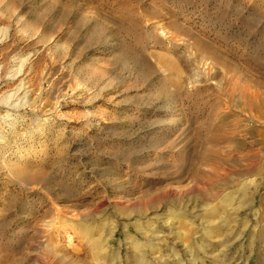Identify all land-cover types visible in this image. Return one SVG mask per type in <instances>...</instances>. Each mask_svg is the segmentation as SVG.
<instances>
[{
    "label": "rangeland",
    "instance_id": "rangeland-1",
    "mask_svg": "<svg viewBox=\"0 0 264 264\" xmlns=\"http://www.w3.org/2000/svg\"><path fill=\"white\" fill-rule=\"evenodd\" d=\"M172 263L264 264V0H0V264Z\"/></svg>",
    "mask_w": 264,
    "mask_h": 264
},
{
    "label": "bare ground",
    "instance_id": "bare-ground-1",
    "mask_svg": "<svg viewBox=\"0 0 264 264\" xmlns=\"http://www.w3.org/2000/svg\"><path fill=\"white\" fill-rule=\"evenodd\" d=\"M197 82H198V81H197ZM16 96H17V94H16ZM8 99H9V98H8ZM259 162H261V161H259ZM255 165H256V163H255ZM253 166H254V165H253ZM259 166H260V165H259ZM251 167H252V166H251ZM255 167H256V166H255ZM252 168H253V167H252ZM250 169H251V168H250ZM256 169H257V167H256ZM259 169H260V168H259ZM256 171H257V170H256ZM241 173H242V172H241ZM215 195H217V194H215ZM216 197H217V196H216ZM210 201H211V200H210ZM211 211H212V210H211ZM56 213H57V212H56ZM203 214H205V213H203ZM167 217H168V216H167ZM57 229H59V227H57ZM83 232H84V231H83ZM87 232H88V231H87ZM87 232H85V233H87ZM89 233H90V232H89ZM89 233H88V234H89ZM157 233H158V232H156V234H157ZM93 236H94V235H93ZM87 237H88V240H89V242L91 243V245H93V244H92V242H93L92 237H91L90 235L87 236ZM147 237H148V236H147ZM156 239H157V238H156ZM88 240H87V241H88ZM151 240H152V239H151ZM150 242H151V241H150ZM137 243H139V242H137ZM100 244H101V243H100ZM91 245H90V246H91ZM133 245H134V244H133ZM136 245H137V244H136ZM153 245H154V244H153ZM94 246H95V245H94ZM94 246H93V247H94ZM151 246H152V245H151ZM95 247H96V246H95ZM95 247H94L93 249H95ZM102 247H103V246H102ZM98 248H99V246H98ZM96 249H97V248H96ZM102 250H103V249H102ZM102 250L100 249V251H99V250H98V251L101 252ZM95 251H97V250H95ZM99 252H98V253H99ZM96 254H97V253H96ZM99 254H100V253H99ZM99 254H97V255H99ZM101 254H102V252H101ZM99 256H100V255H99ZM97 257H98V256H97ZM102 257H103V256H101V259H102ZM98 258H99V257H98ZM102 260H103V259H102ZM143 260H144V259H143ZM103 261H104V260H103ZM142 262H144V261H142ZM168 263H169V262H168ZM170 263H171V262H170ZM172 264H175V263H172Z\"/></svg>",
    "mask_w": 264,
    "mask_h": 264
}]
</instances>
